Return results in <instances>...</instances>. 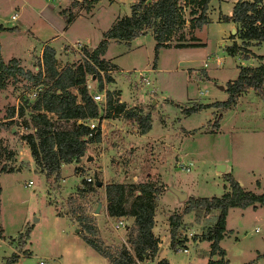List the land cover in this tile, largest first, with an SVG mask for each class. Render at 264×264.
<instances>
[{"label":"rangeland","instance_id":"obj_1","mask_svg":"<svg viewBox=\"0 0 264 264\" xmlns=\"http://www.w3.org/2000/svg\"><path fill=\"white\" fill-rule=\"evenodd\" d=\"M117 1L101 0L90 12L75 9L80 16L60 36L67 21L59 12L68 0H0V55L5 63L15 59L24 71L36 75L43 70L42 54L39 57L38 53L45 45L59 53V70L77 66L85 59L83 49L76 51L71 46L81 43L96 48L113 20L129 16L130 5L137 0ZM234 2L213 0L212 21L194 33L201 45L161 49L155 68L151 35L130 44L111 42L105 55L110 70L100 72V77H86L88 93L100 91L102 81L103 88L114 93L113 100L119 99L143 116L150 115L151 130L141 137L134 122L116 114L103 119L106 111L102 110L94 122L100 129V142L88 144L85 156L63 165L58 176L42 174L21 139L32 133L30 107L38 91L36 83L21 77L7 80L0 90V169L5 166L12 172L0 174V224L5 237L0 241V264L13 253L19 255L16 264H107L85 238L133 254V222L125 219L124 226L117 229L119 221L107 217L105 186L146 182L161 186L164 193L156 229L163 257L170 264H190L195 256H204L207 262L209 246L197 239L214 224L215 215H185L178 238L186 237L188 242L172 251L165 217L172 214L169 199L179 201L170 189L185 193L187 199L221 197L228 186L223 175L231 174L246 191L264 193V100L249 90L229 109L214 106L227 101L228 83L237 78L239 68L257 67L261 63L258 56H264V42L245 45L238 39L237 26L233 34L228 24L218 22L219 15H231ZM188 13L186 20L190 19ZM14 14L16 21L11 20ZM185 29L188 40L190 33ZM234 43L244 48L230 56L226 48ZM106 75L114 82L106 83ZM71 92L77 95L76 89ZM194 105L211 107L186 116L183 110ZM11 109L14 117L7 119ZM88 157L92 160L87 161ZM218 166L224 168L223 173ZM97 180L100 187H96ZM185 202H180L178 213ZM98 204L101 209L96 214ZM226 221L227 235L220 246L226 250L229 264H264V207L232 208ZM97 225L104 231V242Z\"/></svg>","mask_w":264,"mask_h":264},{"label":"trees","instance_id":"obj_2","mask_svg":"<svg viewBox=\"0 0 264 264\" xmlns=\"http://www.w3.org/2000/svg\"><path fill=\"white\" fill-rule=\"evenodd\" d=\"M150 1V2H148ZM188 5L189 20L185 19L181 2ZM211 0H137L130 6V15L118 18L111 28L102 34L101 41L94 49L83 48V63L77 66L57 68L56 53L53 48L45 46L42 51V72L33 75L24 71L17 60L5 63L0 55V90L6 87L9 78L21 77L28 82H35L36 93L30 109V128L32 133L22 136L27 144L30 155L36 167L46 177L58 176L60 169L65 164L80 161L86 154L88 144L99 143L101 140L99 127L90 130L80 122L99 119L100 112L106 111L108 119L111 114L121 115L125 121H132L137 125L140 135H145L151 130L150 115H141L119 101L113 100L114 93L106 92V106L96 104L86 87V77H100L99 72H107L108 61L103 59L110 41L130 44L140 37L151 35L155 41L154 67L161 49L200 46L193 32L209 23L207 17L208 5ZM98 0H82L80 3L86 11H90ZM67 24L73 17H65ZM223 23H234L238 28V39L243 44L264 42V7L262 0H238L230 16L220 17ZM190 33L186 40L185 28ZM2 27H0V31ZM14 29H12L13 31ZM233 39V38H231ZM174 44V46H172ZM244 47L235 43L226 48L230 56H234ZM261 62L257 67H240L235 80L228 83L226 92L228 99L217 102L214 106L229 109L237 98L249 90L264 100V56L258 57ZM112 64L111 62H109ZM116 68V65H109ZM106 83H113L111 76H105ZM76 89L77 95L71 92ZM103 82L100 81L99 90L102 91ZM210 105H194L183 110L186 116L196 113ZM20 117L24 115L23 108L19 109ZM14 117V109L8 114L7 119ZM27 124V123H25ZM215 126H218L216 123ZM92 135L91 137L89 135ZM11 155V154H9ZM12 172L5 166L0 169V174ZM228 183L226 192L221 197L195 198L189 197L184 203L181 212L173 211L168 217L170 248L176 252L188 242L186 237L179 239L183 233L182 220L185 215L195 212L198 215L214 214V224L206 231L197 242L209 243V258L206 264H229L226 252L220 247V242L226 235V218L229 209L264 207V193L246 191L231 174H224ZM87 184V183H86ZM259 182L256 183L259 186ZM163 191L153 182L125 184L111 183L105 186L106 212L109 217L116 220L131 218L136 230L133 242V254L125 249L110 250L94 238H85V242L99 256L109 264H138V262L152 261L159 251V239L153 233L154 216L157 208V196ZM0 187V195H1ZM88 230L94 233L91 227ZM180 233V234H179ZM29 233H25L27 238ZM196 239L195 237L193 238ZM4 231L0 224V241H4ZM216 257L215 260L213 258ZM264 257V253L261 255ZM19 255L13 253L5 264H16ZM156 264H168L164 259Z\"/></svg>","mask_w":264,"mask_h":264},{"label":"crops","instance_id":"obj_3","mask_svg":"<svg viewBox=\"0 0 264 264\" xmlns=\"http://www.w3.org/2000/svg\"><path fill=\"white\" fill-rule=\"evenodd\" d=\"M47 1H50V0H47ZM62 0H58V2H61ZM82 0H68V3H67V6H66V8H61V10H60V12H59V14L61 15V16H63V18L65 19V17H68V15H70V16H72L73 17V20H72V22L71 23H69V24H67L66 26H64L63 28H62V30H60V36L61 35H63V33L64 32H66L67 31V29H68V27L76 20V18L78 17V16H80V11L79 12H74L75 11V9H77V8H79L80 10H82V9H84V7H83V5H81V4H77L76 6H74V3H80ZM99 1H101V0H98V2ZM109 1V3H111V4H113V3H118V1L117 0H108ZM213 0H211L210 1V3H209V5H208V10H207V17H208V19H209V22L210 21H212L211 20V9H212V6H210V4H211V2H212ZM220 1V0H219ZM238 0H235V2L233 3V4H235L236 2H237ZM135 3V2H134ZM97 4V3H96ZM95 4V5H96ZM94 5V6H95ZM132 5V4H131ZM130 5V6H131ZM262 5H263V7H264V0H262ZM234 6V5H233ZM94 8V7H93ZM92 8V9H93ZM92 9L90 10V11H92ZM85 10V9H84ZM86 11V10H85ZM89 11V12H90ZM222 16H225V15H219V17H218V22L219 23H223V22H221L220 21V17H222ZM118 18H120L119 16L118 17H116L114 20H113V22H112V24L118 19ZM17 20V19H16ZM16 20H14V21H16ZM13 21V20H12ZM226 24H228L231 28H232V31L234 30V28H236V25L234 24V23H226ZM196 31V30H195ZM195 31L193 32V36H194V33H195ZM104 33V32H103ZM102 33V34H103ZM195 37V36H194ZM196 38V37H195ZM197 39V38H196ZM111 42H115V41H110V43ZM198 43H199V41H198ZM263 43V42H262ZM262 43H260V44H258V45H261ZM201 44V43H200ZM83 47H85V45H82ZM45 47V45L40 49V51H39V53H38V55H39V57L41 56V54H42V51H43V48ZM65 47V46H64ZM63 47V48H64ZM87 47V46H86ZM54 49V48H53ZM89 49H94V48H89ZM54 51H55V53H56V55H55V57L57 58L58 57V55H59V53L54 49ZM107 53V52H106ZM106 55V54H105ZM105 55L103 56V59H105L106 61H107V59L105 58ZM259 57V56H258ZM112 64H114V63H112ZM115 65V64H114ZM116 67L118 68V66L116 65ZM120 102H122V101H120ZM104 122H106L105 120L103 121V123ZM150 132V131H149ZM148 132V133H149ZM148 133L147 134H145V135H148ZM145 135H140L141 137H143V136H145ZM136 136H138V135H136ZM150 175H148L147 177H149ZM152 180V179H151ZM163 192H162V194L160 195V199H159V201H158V204H157V208H156V211H155V216H154V228H153V233H154V235H155V237L156 238H158L159 240H161L159 237H157V233H156V229H157V221H158V217H157V215L159 214V212H160V210H162L163 209V207L161 206V207H159V204H160V202H161V200H163ZM169 201H170V203H171V205H172V207H173V209H172V211L171 212H173V211H178L179 209H180V207H181V205H180V202L178 203L177 201H174L173 199H169ZM162 208V209H161ZM230 210V209H229ZM229 212V211H228ZM105 213H107L106 211H105ZM171 213H168L167 215H168V217H169V215H170ZM107 217L110 219V220H112L111 219V217H109L108 216V214H107ZM168 217H165L166 219H167V221H168ZM125 219L126 220H130V222H133V220L131 219V218H120V219H118V221L119 220H121L122 221V223H123V221H125ZM166 219H164V222H165V220ZM227 219V218H226ZM166 223V222H165ZM168 223V222H167ZM226 223H227V221H226ZM134 225V224H133ZM98 227H97V230L99 231V234H100V237L102 238V240H103V242H104V231L102 230V227L100 226V225H97ZM167 228H169V223H168V225H167ZM226 235H227V229H226ZM226 235H225V237H226ZM224 237V238H225ZM201 244H205L206 246H209V243H207V242H202ZM220 245V244H219ZM221 247V246H220ZM159 251H158V253L156 254V256H155V258H154V260H152V261H145V262H138V264H148V263H153V264H156L158 261H160V260H162V259H164V260H166L167 262H168V260L166 259V258H164L163 257V255H162V253H163V247L161 246V244L159 243ZM222 248V247H221ZM223 249V248H222ZM223 250H225V249H223ZM94 251V250H93ZM225 252H226V250H225ZM94 254L95 255H97L99 258H102L101 256H99L95 251H94ZM97 257V258H98ZM226 259L228 260V258H227V252H226ZM103 260H105L104 258H103ZM106 261V260H105ZM206 259L204 258V256H200V257H196L195 256V258L194 259H192V262H190V264H205L206 262ZM229 261V260H228ZM108 264V263H107ZM168 264H170L169 262H168Z\"/></svg>","mask_w":264,"mask_h":264},{"label":"built area","instance_id":"obj_4","mask_svg":"<svg viewBox=\"0 0 264 264\" xmlns=\"http://www.w3.org/2000/svg\"><path fill=\"white\" fill-rule=\"evenodd\" d=\"M181 7H182L184 15H186L187 14V10H188L189 7L185 3V1L181 2ZM16 19H17V15L14 14L11 17V20L14 21ZM71 48L75 49L76 51H81L84 47L82 46L81 43H76L75 45L73 44L71 46ZM80 48H82V49L80 50ZM140 80L144 81V82H146V84H148L147 79H144L143 75H140ZM86 87H87V89L90 88L89 86H86ZM106 92L107 91L105 89H103L102 91H96L94 95H91L93 101L96 104H101L102 108H105V106H106ZM33 96L36 97V93ZM95 120L96 119H90V120H86V121H83V122L81 121L80 123L84 124L85 126H87L90 130H94L95 131V129L97 128V125L94 124ZM89 136L91 137L92 135L90 134ZM185 171L189 172L190 171L189 167H185ZM86 181H88L90 183V182H92V179L88 178V179H86ZM120 226H124L121 220H119V222L116 224V228L119 229ZM183 252L187 253L188 251L186 249H184ZM38 264H46V263L40 261Z\"/></svg>","mask_w":264,"mask_h":264},{"label":"water","instance_id":"obj_5","mask_svg":"<svg viewBox=\"0 0 264 264\" xmlns=\"http://www.w3.org/2000/svg\"><path fill=\"white\" fill-rule=\"evenodd\" d=\"M148 2H150V1H148ZM232 33L234 34L235 31L233 30ZM91 160H92V157H88L87 158V161H91ZM218 168H219L218 169L219 172H221V173L224 172V168L223 167L218 166ZM220 168H222V169L220 170ZM101 185H102V183L97 180L96 181V187H100ZM170 191L177 197L179 202H185L187 200V195L185 193H181V192H179L177 190H174L172 188L170 189ZM100 209H101V204H98L97 209L95 210V213L99 214L100 213ZM215 259H216V257L213 258V260H215Z\"/></svg>","mask_w":264,"mask_h":264}]
</instances>
